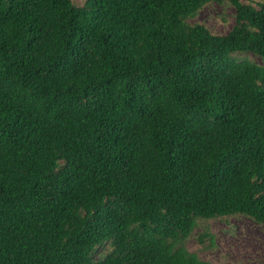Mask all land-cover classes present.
I'll use <instances>...</instances> for the list:
<instances>
[{"label": "trees", "instance_id": "trees-1", "mask_svg": "<svg viewBox=\"0 0 264 264\" xmlns=\"http://www.w3.org/2000/svg\"><path fill=\"white\" fill-rule=\"evenodd\" d=\"M238 216L264 229V0H0V264H210L186 243Z\"/></svg>", "mask_w": 264, "mask_h": 264}, {"label": "rangeland", "instance_id": "rangeland-1", "mask_svg": "<svg viewBox=\"0 0 264 264\" xmlns=\"http://www.w3.org/2000/svg\"><path fill=\"white\" fill-rule=\"evenodd\" d=\"M72 1L79 5L84 0ZM194 21L204 25L214 35H223L233 23V9L211 3L199 11ZM208 226L213 236L212 245L195 239L200 229H196L186 243V248L203 261L210 264H264V229L261 226L239 216L213 220Z\"/></svg>", "mask_w": 264, "mask_h": 264}]
</instances>
